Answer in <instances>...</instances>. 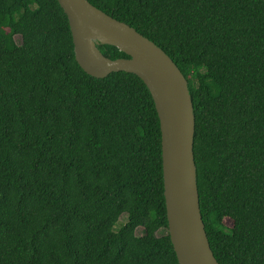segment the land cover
<instances>
[{
    "label": "trees",
    "instance_id": "1",
    "mask_svg": "<svg viewBox=\"0 0 264 264\" xmlns=\"http://www.w3.org/2000/svg\"><path fill=\"white\" fill-rule=\"evenodd\" d=\"M88 1L187 78L211 248L264 264V0ZM0 264H179L152 95L81 68L58 0H0Z\"/></svg>",
    "mask_w": 264,
    "mask_h": 264
},
{
    "label": "water",
    "instance_id": "2",
    "mask_svg": "<svg viewBox=\"0 0 264 264\" xmlns=\"http://www.w3.org/2000/svg\"><path fill=\"white\" fill-rule=\"evenodd\" d=\"M68 17L75 58L88 74L102 78L126 71L147 85L160 120L168 232L179 264H220L211 248L200 209L194 157L195 115L184 76L156 43L88 0H58ZM100 44L129 57L105 56Z\"/></svg>",
    "mask_w": 264,
    "mask_h": 264
},
{
    "label": "rangeland",
    "instance_id": "3",
    "mask_svg": "<svg viewBox=\"0 0 264 264\" xmlns=\"http://www.w3.org/2000/svg\"><path fill=\"white\" fill-rule=\"evenodd\" d=\"M16 38H17V41H19L20 37L17 36ZM225 223H226L227 225H231V224H232V223H231V220H229V219H225ZM164 232H165V230L162 229V230L159 231V234H162V233H164ZM138 233H139V232H138Z\"/></svg>",
    "mask_w": 264,
    "mask_h": 264
}]
</instances>
